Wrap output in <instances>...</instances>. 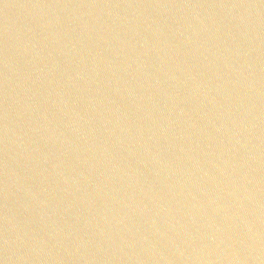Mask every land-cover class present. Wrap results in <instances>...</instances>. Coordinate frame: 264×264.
I'll return each mask as SVG.
<instances>
[{
	"label": "water",
	"instance_id": "95a60500",
	"mask_svg": "<svg viewBox=\"0 0 264 264\" xmlns=\"http://www.w3.org/2000/svg\"><path fill=\"white\" fill-rule=\"evenodd\" d=\"M0 264H264V0H0Z\"/></svg>",
	"mask_w": 264,
	"mask_h": 264
}]
</instances>
